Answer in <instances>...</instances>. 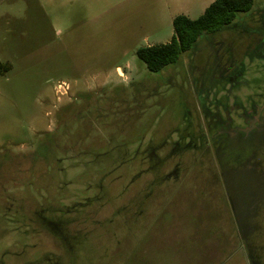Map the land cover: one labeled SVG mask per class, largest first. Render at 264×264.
Listing matches in <instances>:
<instances>
[{
    "label": "rangeland",
    "instance_id": "1",
    "mask_svg": "<svg viewBox=\"0 0 264 264\" xmlns=\"http://www.w3.org/2000/svg\"><path fill=\"white\" fill-rule=\"evenodd\" d=\"M211 2L0 0V264H264V46L211 36L240 68L213 87L203 37L159 72L136 55Z\"/></svg>",
    "mask_w": 264,
    "mask_h": 264
},
{
    "label": "trees",
    "instance_id": "2",
    "mask_svg": "<svg viewBox=\"0 0 264 264\" xmlns=\"http://www.w3.org/2000/svg\"><path fill=\"white\" fill-rule=\"evenodd\" d=\"M254 3L255 0H213L197 18L191 19L184 14H179L173 19L174 35L170 42L140 47L136 50V55L150 71L159 72L168 65L177 62L181 53L194 50L198 39L203 37L208 44L211 42L212 50H216L213 54L214 61L210 62L211 68L208 70L213 74V81L215 80L211 83L213 87L219 80L232 78L240 68L232 64V57L237 49L231 46L233 42L226 43L225 48L221 46V48L215 49L210 39L211 36H218L223 31L232 30V37L235 36L239 40V36H243L239 35L242 29L245 31L244 36L253 41L251 48H245L247 53L250 54L251 51L264 46V15L258 14L253 17V12L249 13ZM240 12L247 13L246 19L249 21L245 22V19H241V21L235 22L237 14ZM221 51L224 52L220 53ZM2 68L0 65V71ZM221 76L224 78L221 79ZM42 219L45 221L47 218L43 217Z\"/></svg>",
    "mask_w": 264,
    "mask_h": 264
},
{
    "label": "crops",
    "instance_id": "3",
    "mask_svg": "<svg viewBox=\"0 0 264 264\" xmlns=\"http://www.w3.org/2000/svg\"><path fill=\"white\" fill-rule=\"evenodd\" d=\"M213 1V0H212ZM161 44H165V43H161ZM154 45H157V44H154ZM150 46V45H148ZM1 65V64H0ZM3 68L2 69H5V68H8L9 66H3L1 65ZM131 64L130 62H127V67L125 70H123L121 67H117L116 68V73L118 75L119 78H122V79H129L130 78V69H131ZM94 81L96 83H108L109 82V79H110V73H107V74H101V73H96L94 76ZM59 81H66L64 79L62 80H59ZM68 82V81H67ZM69 83V82H68ZM71 84V83H70ZM72 87V86H71ZM73 88V87H72ZM72 88H71V92H72Z\"/></svg>",
    "mask_w": 264,
    "mask_h": 264
},
{
    "label": "flooded vegetation",
    "instance_id": "4",
    "mask_svg": "<svg viewBox=\"0 0 264 264\" xmlns=\"http://www.w3.org/2000/svg\"><path fill=\"white\" fill-rule=\"evenodd\" d=\"M238 116H240V118L244 121V123H245V125L244 126H239V125H236V126H234L233 127V130L237 133V131H242L243 132V134H246L247 133V130H250V131H252V129H253V127H252V125L254 126V125H256L257 123H255V122H257V121H254V119H255V115H252V117H251V115H250V112H248V111H246L245 112V114H242V117H241V115L240 114H238ZM248 118H253V122H254V124H252L251 125V123L248 121ZM228 123H226V126L227 125H229V121H227ZM245 131V132H244ZM249 131V132H250ZM226 132H228V129H225V130H223L222 129V131H221V133H219L220 135H223L224 133L226 134ZM248 132V133H249ZM234 133H230L228 136H230V135H233ZM241 140H242V138H241ZM239 141H240V139H239ZM44 222H47V223H51V221H49V220H47V219H45V221ZM61 234H62V236H67L68 238H71L69 235H67V234H65V233H62L61 232ZM60 234V235H61ZM66 237V238H67ZM77 237H72L71 239H76ZM75 242H77V241H75ZM72 246V245H71ZM49 259H51V258H49ZM52 260V259H51Z\"/></svg>",
    "mask_w": 264,
    "mask_h": 264
},
{
    "label": "built area",
    "instance_id": "5",
    "mask_svg": "<svg viewBox=\"0 0 264 264\" xmlns=\"http://www.w3.org/2000/svg\"><path fill=\"white\" fill-rule=\"evenodd\" d=\"M71 93V84L67 81H58L54 85V96L55 99L60 101L62 99H66L70 97Z\"/></svg>",
    "mask_w": 264,
    "mask_h": 264
}]
</instances>
